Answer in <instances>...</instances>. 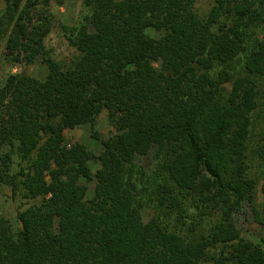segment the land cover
Here are the masks:
<instances>
[{"label": "trees", "instance_id": "obj_1", "mask_svg": "<svg viewBox=\"0 0 264 264\" xmlns=\"http://www.w3.org/2000/svg\"><path fill=\"white\" fill-rule=\"evenodd\" d=\"M3 1L6 55H43L48 71L0 87V189L17 202L15 225L0 212V264H264V247L233 220L254 201L247 149L264 80V0H214L205 14L197 0H81L80 20L62 26L80 54L70 65L43 54L50 21L34 19L39 0ZM103 112L117 127L106 138ZM83 124L99 154L65 141V128ZM151 145L153 174L135 173ZM177 193L217 212L205 232L187 236L166 202Z\"/></svg>", "mask_w": 264, "mask_h": 264}, {"label": "rangeland", "instance_id": "obj_2", "mask_svg": "<svg viewBox=\"0 0 264 264\" xmlns=\"http://www.w3.org/2000/svg\"><path fill=\"white\" fill-rule=\"evenodd\" d=\"M214 0H197V9L201 14H205L213 5ZM5 4L0 0V13ZM83 6L81 0H39L33 8L32 15L34 19L40 20L46 17L50 21V28L43 42L44 56H50L62 65H70L79 58V51L71 46L64 35L63 25H74L82 17ZM152 35H157L149 31ZM264 26L257 31V36L262 37ZM7 38L0 39V87L4 84L7 77L11 74H26L37 79L43 80L47 74V65L40 55L33 63L25 64L13 61L12 56H7ZM240 65L236 64V70ZM259 92L257 96V106L252 113L251 134L248 140V175L254 178L256 186L254 189V201L252 204L242 202L239 209L233 212V220L236 228L240 231V236L253 243H258L264 247V196L261 192V184L264 173V80L259 82ZM97 127L102 138L117 132L116 125L110 120V116L103 112L97 118ZM65 141L70 144L80 142L85 144L93 153L99 154L102 145L91 135V129L88 124H83L75 128H65ZM5 150V147H3ZM157 163V148L154 145L143 147L135 157V173L153 174ZM97 159L89 161V167L92 173L99 168ZM87 184L86 197L93 195L95 181H89ZM177 192V191H175ZM177 201V202H176ZM167 203H174V214L182 217L190 227L183 226L188 237H195L198 233L205 232L209 226L216 220L217 212L208 215V209L197 202L196 195L177 193L176 199L168 196ZM178 204V206H176ZM17 202L10 199L8 188L3 185L0 189V212L4 214L10 222L15 225V209ZM172 209V208H170ZM141 214L144 221H148L153 215V209L149 206L141 208ZM174 214L172 216H174ZM173 221V217L171 218ZM183 230V229H182ZM181 230V231H182ZM219 247L216 249V253Z\"/></svg>", "mask_w": 264, "mask_h": 264}]
</instances>
